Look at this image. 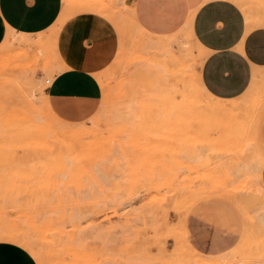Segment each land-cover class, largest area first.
Wrapping results in <instances>:
<instances>
[{"label":"rangeland","instance_id":"obj_1","mask_svg":"<svg viewBox=\"0 0 264 264\" xmlns=\"http://www.w3.org/2000/svg\"><path fill=\"white\" fill-rule=\"evenodd\" d=\"M70 3L71 13L47 31L7 24L0 41V241L26 247L38 264H198L187 247L174 253L179 224L186 227L198 201L222 198L242 224L234 255L214 259L264 264V70L241 96L217 97L201 80L206 56L191 12L182 28L158 34L126 0ZM236 3L251 26L264 20V0ZM82 10L110 19L120 39L99 77L98 110L72 123L54 112L46 88L60 70L58 32ZM227 100L256 111L235 112L257 127L251 162L236 154L235 117L219 113Z\"/></svg>","mask_w":264,"mask_h":264},{"label":"crops","instance_id":"obj_2","mask_svg":"<svg viewBox=\"0 0 264 264\" xmlns=\"http://www.w3.org/2000/svg\"><path fill=\"white\" fill-rule=\"evenodd\" d=\"M126 2L133 6L137 19L158 34L182 28L191 12V31L206 56L200 76L211 94L225 99L239 97L263 72L264 20L254 19L251 26L235 1ZM72 9L70 0H0V41L7 35V24L18 32L38 35ZM119 39L115 24L98 12L82 10L65 20L57 36L60 70L46 88L50 105L60 118L78 123L96 113L103 95L99 77L114 60ZM262 184L264 187V165ZM185 221L189 243L210 256L230 252L242 224L236 209L222 198L198 201ZM0 264L38 262L26 247L0 241Z\"/></svg>","mask_w":264,"mask_h":264},{"label":"bare ground","instance_id":"obj_3","mask_svg":"<svg viewBox=\"0 0 264 264\" xmlns=\"http://www.w3.org/2000/svg\"><path fill=\"white\" fill-rule=\"evenodd\" d=\"M233 1L236 2V0H233ZM237 4L242 8V6L240 5V3H237ZM191 18H190V23L192 22ZM248 22L250 24V21L249 20H248ZM205 59H206V57L203 58L202 63H204ZM251 107L250 108H249V106L244 107V106H242L239 103L230 102L228 100L226 102H224V101L222 102L221 101V103L219 104V107H218V110H219V113L220 114L227 113V115L229 116V118H232V119L235 117L236 121L234 122V124L237 126L236 127L237 129L236 130H232V132L231 131L230 132H231V135L233 137H235V138L238 137V139L241 141L240 142L241 144H239V145L237 144L236 145V154H237V156L238 157H242V158H239V159H244V160H247V161L254 160V159L258 158V156H257V150L258 149L257 148L259 147V144H260L261 141L258 139V136H257L258 134H257V130H256L257 129L256 125H252V126L247 125L246 124L247 121L245 122L244 120L243 121L245 122V124H243V121L242 120L241 121H237V118L238 117L236 116L237 113H235V112H238V110L243 109L244 110L243 113L246 114V116H248V117L249 116H253L254 113L256 115V111L253 109V107L252 108ZM245 118H247V117H245ZM236 133H237V135H236ZM254 138H257V139H254ZM260 161H261L260 162V165H259V167H260L259 179H260V182H261L260 188H261L262 192L264 193V187H263V184H262V169H263V165H264V158H261ZM259 221L264 225V213L259 218ZM180 227L183 228V224L182 225L179 224L178 230H179ZM182 228L180 229L181 231L184 230V228L183 229ZM180 230H179L180 235L177 236V237H179V239L177 237L175 238V245H176V247H175V252L174 253H175L176 256H180V255L182 256L184 254L183 253L184 247H187V249H189L190 252H191V254H189L190 256H188V257H190L189 258L190 259L189 260L190 262L193 260L194 262L196 261V263L197 262H200L198 264H201V263H203V264H218L217 260L214 259V258H218V257H220L222 255L210 256V255H204V254L199 253L189 243V241L187 240V238L185 236L184 231L182 233ZM246 230H247V235L251 234L250 232L253 231V229L250 226H249V228L246 226ZM179 232H178V234H179ZM231 252L230 253H226V255L228 254L230 257L233 256L234 254L231 255Z\"/></svg>","mask_w":264,"mask_h":264},{"label":"built area","instance_id":"obj_4","mask_svg":"<svg viewBox=\"0 0 264 264\" xmlns=\"http://www.w3.org/2000/svg\"><path fill=\"white\" fill-rule=\"evenodd\" d=\"M47 82L49 83V82H50V80H47Z\"/></svg>","mask_w":264,"mask_h":264},{"label":"snow or ice","instance_id":"obj_5","mask_svg":"<svg viewBox=\"0 0 264 264\" xmlns=\"http://www.w3.org/2000/svg\"><path fill=\"white\" fill-rule=\"evenodd\" d=\"M19 251H21V252H22V250H19Z\"/></svg>","mask_w":264,"mask_h":264}]
</instances>
